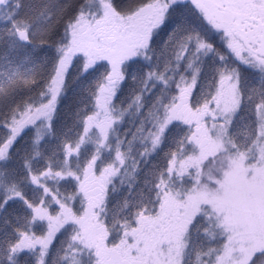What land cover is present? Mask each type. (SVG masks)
Returning <instances> with one entry per match:
<instances>
[{
    "label": "snow or ice",
    "instance_id": "snow-or-ice-1",
    "mask_svg": "<svg viewBox=\"0 0 264 264\" xmlns=\"http://www.w3.org/2000/svg\"><path fill=\"white\" fill-rule=\"evenodd\" d=\"M0 264H264V0H0Z\"/></svg>",
    "mask_w": 264,
    "mask_h": 264
}]
</instances>
